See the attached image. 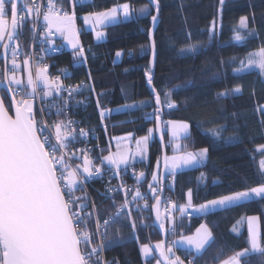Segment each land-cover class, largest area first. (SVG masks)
<instances>
[{"label":"trees","instance_id":"trees-1","mask_svg":"<svg viewBox=\"0 0 264 264\" xmlns=\"http://www.w3.org/2000/svg\"><path fill=\"white\" fill-rule=\"evenodd\" d=\"M124 3L132 5V18L107 26V38L96 40L94 31L85 27L84 15ZM63 5L72 11V0H63ZM145 6L148 11L141 12ZM75 13L84 55L77 57L71 51L62 53L55 61L69 66L72 80H91L93 83L94 90H86L90 95L86 104L73 112L72 117L80 125L99 132L101 146L92 154L96 164H100L103 154L115 148L116 137L129 132L144 136L149 129L156 130L154 110L158 105L154 101L153 87L147 80L151 70L155 91L160 92L163 99V90H170L177 105L173 109L164 106L161 116V131L168 154L171 146L166 118L190 123V134L181 140L182 150L208 149V158L203 164L177 171L174 177L168 173L162 185L164 193L161 191L165 199L173 200L178 206L184 205L191 189L192 203L199 206L221 194L255 187L264 181L258 171L263 156L257 150L258 146L264 145V123L261 122L264 117L257 111L258 105H264V75L257 67L236 71L241 59L264 45V0H223L222 5L220 0H159L157 17L160 23L155 33L157 57L154 68L151 66L150 36L152 16L157 13L148 0H84L83 4L76 3ZM241 17H248V29L239 28ZM213 21H216L214 32ZM250 29L255 30L252 35L248 34ZM237 30L246 37L245 40L235 39ZM32 31L31 22L18 30L24 51L30 48ZM189 44L196 45L194 52L186 50ZM119 51L123 56L116 61ZM237 86L241 88L239 93L233 91ZM221 92L228 94L218 96ZM2 97L9 106L8 95L3 92ZM125 105L133 107L118 112L111 110ZM9 109L12 111L11 107ZM102 109L111 110L103 119L100 116ZM219 126L224 130L220 137H215L210 130ZM162 155V143L156 136L150 144L149 159L130 166L143 172L144 177L138 185L127 189V199L131 201L137 188L143 197L148 194V198L131 201L129 205L135 230L124 214L108 229L104 249L107 256L119 264H156L160 258L159 252L145 258L141 245L162 242L161 234L154 226L152 210L157 197L148 186L159 160L162 165ZM108 168L104 163V174ZM202 173L204 179H201ZM104 174L102 178L88 181L86 187L97 202L100 215L107 218L115 215L116 207L123 204L126 197L125 193H106L109 180ZM145 200L147 208L144 207ZM176 213L178 211L167 217V235L174 222L177 229L175 238L169 235L168 245L180 235L194 233L201 224H207L214 235V242L197 256L194 264H219L235 251L249 247L246 222L237 224L242 217L260 216L264 240V201L219 208L195 218H189L186 213L183 217L175 216ZM174 216L177 219L170 221ZM234 227L238 231H233ZM175 255L184 259L185 264L191 258L186 249L179 247L175 248ZM244 264H264V254L251 255Z\"/></svg>","mask_w":264,"mask_h":264},{"label":"snow or ice","instance_id":"snow-or-ice-1","mask_svg":"<svg viewBox=\"0 0 264 264\" xmlns=\"http://www.w3.org/2000/svg\"><path fill=\"white\" fill-rule=\"evenodd\" d=\"M154 3L157 15L152 16L153 26L157 22L159 14V0H150ZM221 5L223 0H220ZM59 0H47L44 7L39 0H23L24 15L18 13V0H0V47L4 49L5 70L3 77L0 78V87H6L11 95L10 105L6 106L4 97L0 96V264H111L104 260L102 255L104 249V238L108 236L109 227L124 214L129 217L131 227L135 230V221L131 220V201L143 200L144 197L139 189L135 190L131 201L127 199L129 190L125 189V200L123 204L116 207L114 216L102 217L96 211L95 204L89 203L91 197H78L75 195L77 189V180L79 176L78 168H73L69 163L68 157L75 153L67 151L69 138L75 140V121H55L51 126L47 121H37L34 109V98L37 95L38 86L43 85L45 91L43 98L52 97L54 93L66 92L68 101L63 108L56 106V114L60 115L68 107V103L73 98V93L80 90V86H65L59 76L51 77L48 69L49 65L42 63L43 56L36 61L35 79L31 64V54H25L23 61L27 66V83L17 75L20 69V63L17 57L19 45L16 42L18 30L29 22L31 17L32 30L35 32L36 24L42 17L45 22L43 25L44 36L40 43L52 44L50 37L55 33L64 37L74 50V55L83 57L84 49L79 42V30L76 26V3L83 4L84 0H72V11H66L62 6H58ZM122 8L123 16L128 18L132 15V5L124 3L111 9L92 12L83 17L86 24L95 27L98 24H105L116 20L118 9ZM141 12H147V7L140 9ZM10 17V19H9ZM216 21H213L212 30L215 31ZM240 29H248V17H241L239 21ZM254 29H250L248 34L252 35ZM104 34L96 32L97 40ZM190 35V34H189ZM245 36L240 31H236L235 39L237 41L245 40ZM10 44L16 46L11 50L12 70L7 68V52ZM150 50L152 64L156 60V40L153 37L150 41ZM187 51H195L196 45L189 44ZM51 51H56L53 47ZM116 55L119 57L120 52ZM232 59H236L233 57ZM240 67L237 72H244L246 69L257 67L260 74L264 75V45L256 51L250 52L244 59L239 61ZM148 83L152 84V73L149 70L147 74ZM30 91H25V88ZM163 99L160 92L155 91L153 85L154 101L158 105L155 112V119L158 124L161 122L162 108L168 109L177 107L172 99V92L164 89ZM235 93L241 92L237 86ZM227 92L218 93V96H226ZM20 96V99H17ZM27 96L28 98H24ZM143 103V102H142ZM14 107V114L9 113V107ZM124 107H133L125 105ZM44 108H40L43 113ZM111 110H101L100 116L103 119L106 113ZM257 111L264 117V105H258ZM264 123V119L261 121ZM167 126L171 128L173 140L179 139L181 133H187L189 124L186 122L167 121ZM49 127L54 129V140L50 139L45 132ZM223 126L211 129L212 135L220 137ZM153 129H149V133ZM81 136H86L84 130H80ZM161 136L163 132L161 131ZM116 151H109L108 155H102L100 158L101 167H95L93 161L87 156H83V173L87 178L100 176L104 162L111 165L116 175L121 170V165L125 170L130 167L136 157L144 158L147 150L149 136L141 137L135 140V150L132 151L128 143H122L121 138H116ZM124 139L132 141V134L129 133ZM231 139V138H230ZM82 153L86 150H80ZM174 151L177 154L169 157L164 156V168L169 170L172 176H175L176 170L181 167H192L202 164L208 156L207 148H200L197 151L182 150L179 143H175ZM261 155L264 156V146L260 148ZM60 153V155H57ZM59 166V174L57 171ZM160 165L157 162V170ZM259 174L264 177V159L258 163ZM144 173L140 172L139 177ZM204 179V174H201ZM152 180L159 185L160 178L153 173ZM121 187L123 185L121 184ZM149 188L156 196V206L160 204L159 192L156 187L149 184ZM79 190H83L81 182ZM108 187L106 193L118 191ZM162 191V187L160 189ZM192 190L187 193V203L182 206L172 204L173 208L179 207L181 216L187 212L192 205ZM252 201H264V181L255 187L246 188L240 191H232L228 194H221L216 199L208 200L200 204L196 211L208 213L213 209H228L232 206L242 205ZM144 207L147 208L145 200ZM92 208V211H85ZM128 210L127 212L125 210ZM156 220L159 221V227H164V220L161 218L157 207ZM91 221L92 227L88 224ZM247 224V244L249 247L235 251L226 259L220 260L219 264H244V261L251 255L264 254V240L261 238L260 217L246 216L242 217L237 224ZM173 235H175V222L173 226ZM233 231H238L233 228ZM93 236L97 237L98 243L93 244ZM214 242V235L207 224H201L196 229L194 235L182 236L180 240L173 241L172 246L166 247L163 242L155 245L159 250V256L156 264H185V260L175 255L173 248L176 244H182L186 247L191 258L187 264H194L198 255H202ZM141 250L147 257L151 248L149 245H141ZM219 259V258H218Z\"/></svg>","mask_w":264,"mask_h":264},{"label":"built area","instance_id":"built-area-1","mask_svg":"<svg viewBox=\"0 0 264 264\" xmlns=\"http://www.w3.org/2000/svg\"><path fill=\"white\" fill-rule=\"evenodd\" d=\"M39 2L44 7H46L47 0H39ZM58 6H62L63 9L66 10V8L63 5V0H59ZM19 12H20V15L25 14V12L23 11V6L21 7V10ZM30 20H31V17L29 16V22ZM41 20H42V17L39 18L36 24L35 32L32 31L33 39H32L30 48L27 51H24L22 49L21 44H20V39L16 38V42L19 45L18 50L21 53L17 57V59L24 61L25 54H31L32 56L31 64H32L33 75L35 79L36 61L39 60L41 56H43L44 59L42 63H46L47 65H49L48 72L51 77L54 78L56 76H59L65 86H76V85L80 86V90L73 93V98L68 103V107L62 112V114H64L65 116H63L62 114L60 115L56 114V106L59 105L63 108V105L65 104V102L68 101V96L66 92L54 93L52 97H46L42 99L43 92L45 91V89L43 85L40 84L38 86L37 95L34 98V105L36 107L37 121H41V120L47 121L49 126H51L53 122L55 121H67V120L75 121V124L73 126L75 129V132H74L75 140H72V138H69V140L67 141L68 143L67 151L70 153H75L74 156H69L68 160L73 168H77L76 164L77 162H79V159L76 158V156L78 155L88 156L89 155V157L92 158L93 156L92 154L94 153V151H96L97 149L99 150L101 146L100 141H99L100 140L99 132H97V130L94 128H89V127L80 125L79 122L76 119H74V117H72L73 112H76L80 107L86 104L88 97L90 96L86 92L87 88H92L94 90V87H93V83L91 82V80L87 82L72 80L69 66L65 64L59 65L58 63H56L55 60L59 55H61L62 53H67V52L72 51L71 47L68 44H66L64 41H62L61 38L56 37V35L53 33L50 38H55V41H53L52 44L42 45L40 43L41 39H43V36H44V28H43L44 23ZM28 23H26L25 26L28 25ZM13 46L15 47L16 45L13 44ZM53 47L56 49V51L54 52L51 51V48ZM24 98L26 97L24 96ZM41 107L44 108L43 113L40 112ZM167 121H170V120L166 118L165 122ZM81 129L87 133L86 136L80 135ZM45 135H49L50 139L54 140V135H55L54 129L49 127V131L45 132ZM82 149L86 151L82 153L80 151ZM57 155H60V153H57ZM57 171L59 174V171H60L59 166H57ZM114 172H115V169L113 167H109L108 169H106L105 174L103 172L101 174V175L104 174L108 176L109 184L106 185L107 186L106 188L112 187L114 189H117V188L119 189L118 191L111 192L110 194L112 195L114 194L122 195L125 193V189H129L135 184L138 185L140 182L139 180L140 172H137L135 167H128L126 170L125 168H121V170L118 173H116V175H113ZM101 175L87 178V176L79 172V176L77 180L78 190L75 191V195L78 197H91V201H89V203L95 204V208L98 213H99V206L97 202L95 201V199L92 197V194L89 192L88 187L86 186H88L87 185L88 181L93 180L98 177L102 178ZM81 182H83L82 191L79 190ZM121 184L123 185V187H121ZM154 187H156L158 192L161 193L160 189L161 187L163 188L161 183L159 185L155 184ZM147 198H148V194L144 195V199H147ZM173 203L176 204L173 200L165 199L164 205H167V207L170 208V205ZM85 211L90 212L92 211V208H88ZM171 213L172 212L169 211V213L167 214L171 215ZM198 215L199 214L195 213L194 211L187 212V216L190 218H195ZM88 227L89 228L92 227L91 221H89ZM172 230L173 228L170 229L169 235L175 238L177 234V229L175 228V235H173ZM105 241H106V238H104V248H105ZM97 243H98L97 237L93 236V244H97ZM102 255L104 257V260L111 262V264H119L118 261H116L115 259H111L107 256L105 249H103ZM93 264H95V260L93 261Z\"/></svg>","mask_w":264,"mask_h":264},{"label":"rangeland","instance_id":"rangeland-1","mask_svg":"<svg viewBox=\"0 0 264 264\" xmlns=\"http://www.w3.org/2000/svg\"><path fill=\"white\" fill-rule=\"evenodd\" d=\"M121 5H123V4H121ZM114 7V6H113ZM111 9V8H110ZM87 15V14H86ZM85 16V15H84ZM130 18H132V15L130 16V17H128V18H125L124 16H123V12H122V8L121 9H118V16H117V18H116V20H114V21H109V22H106L105 24H98V25H96L95 27H93L91 24H86L85 22V27L87 28V30H92V31H94V33H95V36H96V32L97 31H100V32H102L104 35L102 36V38L101 39H99L98 41H102V40H105V38H107V30L105 29L107 26H110V25H112V24H116V23H118V22H120V21H122V20H127V19H130ZM9 19H10V17H9ZM41 21H43V19L41 20ZM43 23H45L44 21H43ZM75 23H76V21H75ZM76 26H77V23H76ZM78 28V27H77ZM53 33L56 35V37H59V38H61L62 39V41H64L66 44H68L70 47H71V45L68 43V41L64 38V37H62V36H60L58 33H55V31H53ZM17 38H19V37H17ZM51 39V41L53 42V41H55V38H50ZM96 40H97V38H96ZM80 42V41H79ZM14 46L12 45V48H13ZM0 48H2V47H0ZM71 49H72V47H71ZM12 50V49H11ZM72 51H74L73 49H72ZM0 52H1V50H0ZM120 53H121V55L118 57L117 55H116V57H115V60L116 61H120L121 59H122V56H123V52L122 51H119ZM18 60V62L20 63V69L17 71V75L18 76H20L22 79H23V81H24V84L26 85V83H27V75H25L26 73L24 72V64H23V61L22 60H19V59H17ZM9 66H10V69H12V66H11V52H10V57H9V64H8ZM3 71H4V68H3ZM11 71V70H10ZM25 91L27 92V91H30V89L29 88H25ZM25 97H27V96H25ZM28 98V97H27ZM34 103V102H33ZM126 107H124V106H120V107H116V108H114V109H111L113 112H118V111H122V110H124ZM111 112V111H110ZM170 121H178V122H180V121H182V122H186V123H188L189 124V129H188V132L187 133H181L180 134V137H179V139L178 140H176V141H174L173 140V137H172V135H171V128H170V126H168L167 128H168V130H169V139H170V141H172V147H175V143H179L180 145H182V143H181V140H182V138L183 137H185V136H187V135H189L190 134V132H191V125H190V123L188 122V121H184V120H170ZM151 129H153V131L151 132V134L150 133H148V134H146L147 136H149V141H148V145H147V150H146V154H145V156L146 157H149V153H150V144H151V141H153L154 140V138L156 137V131H154V128H151ZM130 133V132H129ZM132 134V141L131 142H129L128 140H126V139H124L125 137H127L128 136V134H126V135H122V136H118V137H116V138H121V142L122 143H128L129 144V147H130V149L132 150V151H134L135 150V140H137V139H140L141 137H144V136H146V135H144V136H136L134 133H131ZM114 139V141H115V148H113L112 150H111V152H115L116 151V143H117V139ZM109 154V152L108 153H106V154H103V155H108ZM174 154H177L175 151H171L170 152V154H168V156L169 157H171V156H173ZM88 157H89V155H88ZM76 158H78L79 159V162H77V164H76V166H77V168H78V170H79V172L80 173H82V174H84L85 176H87V174L86 173H83V168H82V165H83V156H81V155H78V156H76ZM92 161H93V159L91 158V157H89ZM263 159H264V156H263ZM136 160V159H135ZM206 161V159L203 161V163ZM159 162V165H160V167H159V169L157 170V165H156V169H155V174L158 176V178H160V175H161V167H162V165H161V161L159 160L158 161ZM93 163H94V165H95V167H101V165L100 164H96L94 161H93ZM105 163V165H108L107 164V162H104ZM137 163H141V162H135V163H133V165L134 164H137ZM202 163V164H203ZM199 165H201V164H197L196 166H199ZM109 167H112L111 165H108ZM193 168L195 167V166H192ZM192 167H181V168H178L177 170H176V173H177V171H180V170H182V169H187V168H192ZM121 168H125V166L124 165H121ZM102 172H103V167H102ZM168 173L169 174H171V172L168 170ZM144 177V176H143ZM143 177H139V180H141V179H143ZM161 182V181H160ZM148 184H152L153 185V187H154V185L156 184L153 180H151ZM163 189V188H162ZM149 191L151 192V190H150V188H149ZM152 195H153V193H152ZM154 196V195H153ZM160 196V195H159ZM192 202H193V200H192ZM187 203V202H186ZM192 205H193V203H192ZM182 206V205H181ZM175 209L176 208H173L172 207V204L170 205V208H168L167 207V205H164V207H163V212H162V219L164 220V229L165 230H167L168 229V225H167V217H168V214L167 213H169V211H171V212H174L175 211ZM189 209H191V211H194L195 213H197V214H202V213H200V212H198V211H196V209H197V206H192L191 208H189ZM189 212V211H188ZM186 214H187V212H186ZM175 216H177V214L175 215ZM174 216V218H173V221L174 220H176L177 218ZM250 216H258V217H260L259 215H250ZM190 218V217H189ZM260 230H261V220H260ZM189 235H194V233H192V234H189ZM189 235H180V236H178L177 237V239H176V241H178V240H180L181 239V237L182 236H189ZM174 238V237H173ZM159 243V242H158ZM157 243H154V244H145V245H149L150 246V248H151V252H150V254L147 256V257H145V255H144V253H143V255H144V257L145 258H149L150 256H153V255H155L156 254V252H159V250L158 249H156V247H155V245H156ZM177 246H184V245H182V244H176ZM174 246V248H173V251L175 252V248L177 247V246ZM168 246H172V244H170V245H168ZM160 257V256H159ZM159 259H162V257H160Z\"/></svg>","mask_w":264,"mask_h":264},{"label":"water","instance_id":"water-1","mask_svg":"<svg viewBox=\"0 0 264 264\" xmlns=\"http://www.w3.org/2000/svg\"><path fill=\"white\" fill-rule=\"evenodd\" d=\"M150 2V0H148ZM151 6L155 7L154 3L150 2ZM23 6V0H18V13L20 14V10H21V7ZM160 23V20L159 18L157 17V22L155 24V26H152V30H151V39L154 37L155 38V33L157 31V28H158V25ZM18 37V33L16 34V38ZM12 45L13 44H10L9 45V49H8V52H7V68L8 70L10 71V68H9V56H10V52H11V49H12ZM156 57H157V53H156ZM1 64L3 65V68L5 70V57H4V49L3 47L1 48V52H0V68H1ZM24 64V63H23ZM155 64H156V60H155ZM154 64V66H155ZM151 66L154 68L153 64H152V57H151ZM24 72L26 73L25 75H27V66L24 65ZM153 77V76H152ZM0 78H2L0 76ZM150 87L152 88L153 87V83L150 85ZM3 92H5L10 101H11V95L10 93L7 92L6 90V87H0V96L3 95ZM34 102V101H33ZM4 103H5V100H4ZM6 105V103H5ZM7 106V105H6ZM11 107V106H10ZM159 107V106H158ZM12 111L9 109V113L10 114H14V107H11ZM34 109H35V112H36V107L34 105ZM163 109L164 107L162 108V112H163ZM160 123L158 124V122L156 121V136L159 138V140L161 141L162 143V152H163V155H162V167H161V175H160V181H161V184L164 186V182H166V179H167V175H168V170H166L164 168V156L167 155L168 156V150H167V145H166V141H164V136H161V130L163 129V123H162V120H161V117H160ZM162 193H164V188L162 190ZM161 193V195L159 196V199H160V204L158 206H156V199L154 201V204L153 207H152V210H153V217H154V226L157 228V230L160 232V236L162 237V242L164 243V245L166 247H168V242H169V235H167V231L164 229V228H160L159 227V221L156 220V213H157V207L159 209V212H160V215L162 214L163 212V207H164V196L163 194ZM161 218H162V215H161Z\"/></svg>","mask_w":264,"mask_h":264},{"label":"crops","instance_id":"crops-1","mask_svg":"<svg viewBox=\"0 0 264 264\" xmlns=\"http://www.w3.org/2000/svg\"><path fill=\"white\" fill-rule=\"evenodd\" d=\"M103 41V40H102ZM168 143H169V145L171 146V151L173 152L174 151V147H172V141H170V139L168 140ZM261 146H264V145H261ZM261 146H258V148H257V150H258V152H260V148H261ZM181 148H182V145H181ZM261 153V152H260ZM150 154V153H149ZM207 158H208V156H207ZM206 158V159H207ZM149 159V157H144V158H141V157H136V160H135V162H143V161H147ZM134 162V163H135ZM177 205V204H176ZM178 206V205H177ZM199 206H197V208H198ZM179 209V207H177L176 209H175V211L174 212H176V211H178V214L177 215H179V216H181V213H180V211L178 210ZM217 209H219V208H217ZM216 209V210H217ZM213 210H215V209H213ZM188 211H191V209H188L187 210V212ZM170 221H173V218H170ZM172 223V222H171ZM172 227V226H171ZM196 232V231H195ZM195 232H194V234H195ZM177 239V238H176ZM176 241V240H175ZM177 246V245H176ZM177 247H179V246H177ZM179 248H183V249H186V247L185 246H180Z\"/></svg>","mask_w":264,"mask_h":264},{"label":"flooded vegetation","instance_id":"flooded-vegetation-1","mask_svg":"<svg viewBox=\"0 0 264 264\" xmlns=\"http://www.w3.org/2000/svg\"><path fill=\"white\" fill-rule=\"evenodd\" d=\"M0 69H1V68H0ZM3 73H4V71H1V72H0V76H1V77H3ZM20 98H21L20 96H17V99H20ZM26 98H27V97H26Z\"/></svg>","mask_w":264,"mask_h":264}]
</instances>
